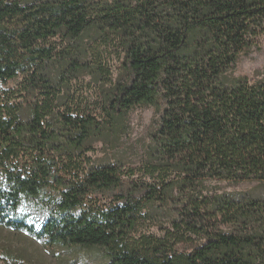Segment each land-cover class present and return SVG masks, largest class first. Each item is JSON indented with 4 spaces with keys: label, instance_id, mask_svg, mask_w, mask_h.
I'll return each mask as SVG.
<instances>
[{
    "label": "trees",
    "instance_id": "16d2710c",
    "mask_svg": "<svg viewBox=\"0 0 264 264\" xmlns=\"http://www.w3.org/2000/svg\"><path fill=\"white\" fill-rule=\"evenodd\" d=\"M261 38L264 0H0V229L104 264H264V199L210 188L264 182V70L234 75ZM138 107L150 182L88 158Z\"/></svg>",
    "mask_w": 264,
    "mask_h": 264
},
{
    "label": "rangeland",
    "instance_id": "374dc122",
    "mask_svg": "<svg viewBox=\"0 0 264 264\" xmlns=\"http://www.w3.org/2000/svg\"><path fill=\"white\" fill-rule=\"evenodd\" d=\"M264 70V38L257 42V46L243 56L238 63L234 75L253 79L256 74ZM17 83L10 85L16 88ZM89 96L95 100L97 92L91 90ZM159 116L151 107L135 108L129 115V132L118 147L110 148L102 144L95 146L88 154V158L96 167L108 164H120L125 170H136L134 181H151L141 172L144 151L157 127ZM211 190L218 194H225L235 198L256 197L264 199V182L252 180L242 183L221 182L214 183ZM170 229V226H166ZM150 233L161 235L160 231L152 228ZM8 253L12 258H9ZM0 264H104L96 252L81 251L68 253L61 248L46 245L36 241L23 232L0 229Z\"/></svg>",
    "mask_w": 264,
    "mask_h": 264
}]
</instances>
